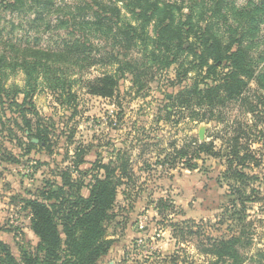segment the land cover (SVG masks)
Wrapping results in <instances>:
<instances>
[{
    "label": "trees",
    "instance_id": "1",
    "mask_svg": "<svg viewBox=\"0 0 264 264\" xmlns=\"http://www.w3.org/2000/svg\"><path fill=\"white\" fill-rule=\"evenodd\" d=\"M27 2L43 11L53 6V0H7L5 6L20 9L28 7ZM121 7L130 14L133 23L122 17ZM79 8L89 9L90 19L80 17L76 27L75 17L68 9L66 19L59 18L58 23L67 26L73 38L64 41L60 49L9 42L8 50L14 56L7 59L5 52L0 51V131L6 126V119L11 124L6 128L12 134L10 137L0 134V145L5 140L9 144L14 142L19 150H26L24 155L39 145L51 157L50 126L54 125L40 122L31 100L38 89V79L43 77L55 99L63 102L66 94L75 111L77 96L70 92V84L60 74L62 66L84 68L106 61L112 70L86 81V89L92 96L113 98L121 79L128 78L136 87L135 96H139L152 70L154 79L174 65L177 80L172 86L178 91L167 95L170 103L165 107L167 120L172 118L170 110L180 108L179 111H190L191 120L205 121L208 113L214 127H221L225 124L221 110L228 104L249 117L230 122L212 141L197 140L191 145L193 150L190 145L184 149L172 146V155L167 154L161 161L164 163L171 157L170 167L175 168L178 159L182 166L192 170L197 166L193 160L201 154L218 158L228 188L224 213L229 216L224 233L216 236L193 231L196 224L186 219L171 221L172 234L179 241L195 236L198 254L204 258L202 264L207 261V264H243L245 257L240 249L250 245V230L254 228L253 220H247L248 204L264 208V191L260 190L264 181V0H83ZM87 33L97 34L104 41L106 59ZM133 49L139 59L128 58ZM96 53L98 59H94ZM10 63L24 72L23 88L5 87L1 68ZM190 72L195 76L192 81L188 77ZM193 108H204V113L199 117ZM71 136L64 157L67 165L59 168L45 163L50 167V178L42 179L41 187L34 191L18 194L19 200L16 195L10 198L11 204L19 203L27 210L28 227L37 241L33 244L25 239L15 225L13 230L0 226V231L13 232L18 249L15 255L0 238V264H98L111 251L115 239L108 233V227L117 217L118 189L133 185L134 173L120 151L114 163L93 161L90 174L80 169L88 149L76 147L72 152ZM21 154H10L5 160L19 163ZM84 187L88 190L86 196L81 193ZM153 206L157 214L173 208L162 197ZM256 257L264 262V249L258 250ZM171 262L185 264L177 263L176 259Z\"/></svg>",
    "mask_w": 264,
    "mask_h": 264
},
{
    "label": "rangeland",
    "instance_id": "2",
    "mask_svg": "<svg viewBox=\"0 0 264 264\" xmlns=\"http://www.w3.org/2000/svg\"><path fill=\"white\" fill-rule=\"evenodd\" d=\"M99 1L108 2V0ZM6 2L7 0H0V51L5 52L7 59L14 56V53L8 50L9 42L55 50L60 49L64 41L72 40L73 37L68 32L69 28L58 23L59 18L66 19L64 14L68 9L75 17L76 27L80 17L85 16V19H90L91 15L89 9L79 8L82 7L83 0H53V6L44 11L34 8L28 2V7L9 9L5 6ZM121 9L122 17L130 19L133 23L130 14L122 7ZM87 34L101 50V57L106 59L108 53L105 52L104 41L99 39L97 34ZM98 58L96 53L94 59ZM128 58L139 59L137 50H131ZM54 68L58 69L59 65H54ZM1 69L6 88L14 85L24 87L25 74L19 67L13 68L10 63ZM111 70L112 67L106 61L84 68L74 65L62 66L59 72L61 75L63 73L70 84V92L76 93L77 96L75 111L70 106L71 98L68 99L66 94H63V102H58L51 90L45 86L44 78L38 79V89L35 90L31 101L36 106L40 122L43 120L42 123L47 121L54 125L50 126L52 130L49 138L51 141L49 145H53V154L50 157L39 145L25 155L26 150H19L14 142L9 144L5 140L0 145V155L3 157L0 160V205H2L0 226L3 229L13 230L14 226L10 224L12 221L21 230L25 239L32 243L36 242V238L27 227L29 223L27 210L22 209L19 203L11 204L10 198L16 195L19 200L21 196L18 194L23 195L27 190L34 191L41 187L42 179L50 178V167L56 165L62 168L67 165L64 157L68 137L72 134L70 149L72 152L76 147L88 149L86 158L89 160L113 157L116 149L120 147L125 158L134 163V165L130 163L132 171L135 170L134 184L128 188L126 199L122 197V190H118L115 206L117 217L108 227V233L115 239L114 245L110 253L98 264H107V260H111L113 264H172V259H176L177 263L183 261L185 264H202L204 258L198 254L197 238L194 236L187 241H179L178 238H174L170 223L189 219L196 224L193 231L199 230L216 236L224 233L229 216L224 211L229 198L228 188L221 175L222 161L201 154L200 158L193 160L197 166L192 170L182 166L181 160L178 159L175 168L170 167L171 157L164 163L161 161L166 159L167 154L172 155V146L184 149L190 145L189 149L193 150L191 145L196 144L197 140L200 141L198 128L201 125L205 126L203 140L209 142L222 128L226 129L230 122L244 120L249 116L240 113L233 104H228L221 110L225 118V124L221 127H214L208 113V119L205 121L191 120L188 116L190 111L188 112L187 109L179 111L180 108L170 110L172 118L167 120L165 107L170 105L167 95L176 94L178 91L177 87L172 86L177 80L174 65L156 74L154 79L151 77L152 70L145 78V87L140 91L139 96H135L136 87L132 86L128 78L119 81V89L113 98L88 94L86 81H91L96 76ZM188 77L192 81L195 77L194 73L190 72ZM21 97L22 95H19L18 99L20 100ZM67 100L71 103L68 104ZM193 109V112L198 111L199 117L204 113V108ZM176 120L177 122H174ZM5 122H7L6 126L0 134L3 137L6 135L10 137L12 134L7 128H10L11 124L6 119ZM17 135L20 133L18 132ZM214 145L217 148L218 142H214ZM4 147L6 149H3ZM20 153L23 157L19 163L5 160L10 154L20 155ZM36 162L39 166H36ZM91 163L85 162L80 169L87 170L90 174ZM262 176L264 178V174ZM123 189H127V186ZM260 190L264 191V181ZM83 192H86V188ZM160 197L165 199L168 205H173V208L157 214L153 205ZM248 205L247 220H253L254 228L250 230V245L240 249L245 257L243 264H264L263 260L261 262V259L256 257L257 251L264 249V208H259L257 204ZM221 221L223 223H220ZM132 225L135 228L130 229ZM139 225H142V228ZM12 235L13 232L0 231V238L7 242L12 252L17 255L18 249ZM139 238L142 239V243L138 245L136 240ZM118 250L120 252H117ZM207 263L208 261L205 262Z\"/></svg>",
    "mask_w": 264,
    "mask_h": 264
},
{
    "label": "crops",
    "instance_id": "3",
    "mask_svg": "<svg viewBox=\"0 0 264 264\" xmlns=\"http://www.w3.org/2000/svg\"><path fill=\"white\" fill-rule=\"evenodd\" d=\"M110 130H113V129H110ZM107 141H109V139L107 140ZM121 152L122 151V149L120 148V147H118L117 149H116V153H115V155H113V157L112 156H108V157H106V158H101V161L103 162V163H109L110 161L111 162H115L116 161V158H117V154H118V152ZM86 156H87V154L85 155V157H84V161L87 163V162H93L94 160H89L88 158H86ZM129 161V163H133V161H131V160H128ZM84 162V163H85ZM83 163V164H84ZM82 164V165H83ZM139 164H140V161H139ZM133 165H134V163H133ZM132 168V167H131ZM133 172H135V170H133ZM103 172L101 171V174H102ZM86 180V179H85ZM123 187H125L124 185H122L119 189H121L123 192H122V197L124 198V199H126L127 197V195H125L124 193H127L128 194V188L127 189H123ZM85 188V187H84ZM84 188H82V190H81V193L84 195V196H86L87 195V193H88V190H87V188H86V192L84 193L83 192V189ZM118 189V190H119ZM119 194V193H118ZM118 194H117V197H118ZM125 201V200H124ZM0 207L2 208V205H0ZM28 227V226H27ZM132 228H135V226L134 225H132L131 227H130V229H132ZM28 229H29V227H28ZM136 230V229H135ZM29 231L31 232V230L29 229ZM32 233V232H31ZM131 233V232H130ZM34 236V235H33ZM35 237V236H34ZM36 238V237H35ZM36 241H37V239H36ZM36 243V242H35ZM35 243H33V244H35ZM117 252H120V250H118ZM110 253V252H109ZM117 254V253H116ZM115 256V254L113 255V257ZM107 264H113V262L110 260V261H108L107 260Z\"/></svg>",
    "mask_w": 264,
    "mask_h": 264
},
{
    "label": "water",
    "instance_id": "4",
    "mask_svg": "<svg viewBox=\"0 0 264 264\" xmlns=\"http://www.w3.org/2000/svg\"><path fill=\"white\" fill-rule=\"evenodd\" d=\"M204 133H205V126L204 125H201L198 128V138H199L200 141H203V139H204ZM32 142L36 143L37 142V139L33 138L32 139ZM54 189H56V188H54Z\"/></svg>",
    "mask_w": 264,
    "mask_h": 264
},
{
    "label": "built area",
    "instance_id": "5",
    "mask_svg": "<svg viewBox=\"0 0 264 264\" xmlns=\"http://www.w3.org/2000/svg\"><path fill=\"white\" fill-rule=\"evenodd\" d=\"M10 224H11V225H15V223H12V221H11ZM139 227L142 228V225H139ZM136 243H137L138 245L141 244V243H142V239H141V238L137 239V240H136Z\"/></svg>",
    "mask_w": 264,
    "mask_h": 264
}]
</instances>
